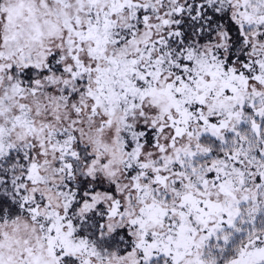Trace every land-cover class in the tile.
<instances>
[{"label":"snow or ice","instance_id":"6c2138e0","mask_svg":"<svg viewBox=\"0 0 264 264\" xmlns=\"http://www.w3.org/2000/svg\"><path fill=\"white\" fill-rule=\"evenodd\" d=\"M0 264H264V0H0Z\"/></svg>","mask_w":264,"mask_h":264}]
</instances>
